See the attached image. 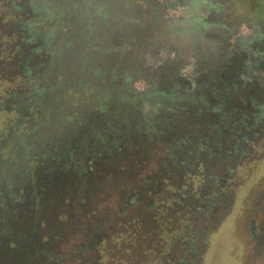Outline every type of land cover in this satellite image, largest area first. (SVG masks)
I'll return each instance as SVG.
<instances>
[{"label":"flooded vegetation","instance_id":"obj_1","mask_svg":"<svg viewBox=\"0 0 264 264\" xmlns=\"http://www.w3.org/2000/svg\"><path fill=\"white\" fill-rule=\"evenodd\" d=\"M1 1L0 254L31 242L28 252L55 256L49 240L40 246L45 227L29 229L36 205L117 142L166 132L184 111L258 105L255 132L230 154L263 139L253 76L264 31L237 19L232 0Z\"/></svg>","mask_w":264,"mask_h":264},{"label":"trees","instance_id":"obj_2","mask_svg":"<svg viewBox=\"0 0 264 264\" xmlns=\"http://www.w3.org/2000/svg\"><path fill=\"white\" fill-rule=\"evenodd\" d=\"M194 116L181 113L182 135L169 125L146 140L117 142L85 172L67 174L62 183L87 178L69 194L71 209L62 207L72 229L82 227L81 243L68 259L40 251L42 264H199L235 193L227 126ZM60 183L47 199L68 196Z\"/></svg>","mask_w":264,"mask_h":264},{"label":"rangeland","instance_id":"obj_3","mask_svg":"<svg viewBox=\"0 0 264 264\" xmlns=\"http://www.w3.org/2000/svg\"><path fill=\"white\" fill-rule=\"evenodd\" d=\"M232 5V13L237 19L249 18L264 31V0H232ZM253 78L255 86L264 93V68L256 71ZM262 100L264 101V94ZM257 106L233 105L227 110L224 106L221 111L213 112L210 105L200 117L211 125L227 126V146L229 145L227 156L231 158L229 159L231 168H234L232 185L235 196L230 212L209 234L208 245L203 256L197 257L199 264H264V136L263 139L259 138L254 143L248 142L249 152L241 157L233 158L230 154L239 136L250 137L255 132V123L259 120L255 115ZM231 110L234 113L224 114L225 111L230 112ZM191 113L195 114L194 118L197 120L196 113L189 110L188 114ZM4 116L0 114V127ZM259 123L264 125V120ZM186 126H188L186 123H181L178 119L172 125L171 130L172 132L177 130L182 135L184 130L181 129H186ZM173 133L170 135H175ZM79 175L76 174L73 179L60 183L62 193H67L68 196L40 201L41 209L33 211L32 216L39 226H32L30 222H27L31 230L39 231L42 226L45 227L40 246L48 248L49 240L50 245H54L51 247L52 253L54 252V255L58 253L65 259H68V255H74V250L80 245L82 238V227L78 230L72 229L68 213L62 210L63 205L67 207V211L71 209L70 206L74 200L69 194L78 195V179L82 183H87V178L82 177L81 179ZM56 227L59 228V233H55ZM28 244L29 247L23 245L24 249L17 251H2L0 264H42L40 251L35 254L28 252L29 249L36 251L37 246L31 242ZM32 256L33 259L30 258ZM65 264H71V262Z\"/></svg>","mask_w":264,"mask_h":264}]
</instances>
